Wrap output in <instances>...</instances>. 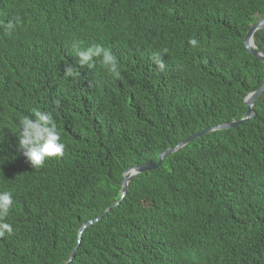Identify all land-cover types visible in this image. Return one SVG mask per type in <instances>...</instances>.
Listing matches in <instances>:
<instances>
[{"label":"trees","instance_id":"16d2710c","mask_svg":"<svg viewBox=\"0 0 264 264\" xmlns=\"http://www.w3.org/2000/svg\"><path fill=\"white\" fill-rule=\"evenodd\" d=\"M125 3L0 0V191L14 201L0 264H264V91L253 119L211 130L132 178L78 244L82 225L120 201L128 169L241 120L244 98L264 83V63L244 44L264 0L153 1L139 28L123 33ZM15 16L22 24L6 33ZM63 19L75 32L70 54ZM253 38L264 54V29ZM93 44L112 51L119 78L98 58L78 64L76 47ZM69 65L78 76H66ZM71 105L88 111L68 118ZM33 108L52 112L78 151L57 160L56 181L18 147L16 124Z\"/></svg>","mask_w":264,"mask_h":264},{"label":"clouds","instance_id":"9594fccd","mask_svg":"<svg viewBox=\"0 0 264 264\" xmlns=\"http://www.w3.org/2000/svg\"><path fill=\"white\" fill-rule=\"evenodd\" d=\"M125 1L126 3L123 5V7L125 10H127V13L125 12L124 9L120 10L121 18L125 22H127L126 27L120 29L123 33L126 32L127 30L133 31V30L138 29L140 24L142 23V17L150 10V7L153 5V1L160 3V0H125ZM106 16L110 19V18H113L115 15H113L112 13L106 10ZM22 22L23 21L20 16L13 17L7 22V24L3 25L5 32L9 34L14 32L17 29V27H19L22 24ZM60 26L63 29V32L61 33L62 35L61 40L63 42L68 43L67 52L70 54V47H71L72 42L75 39V32L73 29L69 27L67 20L62 21L60 23ZM97 27L102 28L103 26H97ZM190 43L195 44L196 41L192 40L190 41ZM59 48L62 51L63 47L59 45ZM75 55L78 58V64L81 67L83 66H88L89 68L94 67L96 58H98L100 60V63L103 65V67L107 70L108 73H110L116 78H119L120 76V71L118 68V61L115 55L112 53L110 49H107L100 44H93L83 49H81L80 47H76ZM152 60H153V63L156 64L159 71H163L165 69V63L160 54H153ZM65 74L68 77H72L74 75L78 76L79 72L75 71L73 67L69 65L65 68ZM263 85L264 83L261 85V87ZM258 90L250 92L248 95H251L252 93H256ZM248 95L244 98V102H245V99L248 97ZM71 107L73 108V111L67 116L68 118H73L75 116L81 115L88 111L86 110V108H83L81 106L71 105ZM94 129L95 128L92 125L88 124L86 127L83 128L82 133L88 136V133H90ZM14 134L16 135L18 139V147L22 151V154L26 159V160H23V162H28L33 169H39V168L45 167L54 181L58 179L57 160H59L65 155L66 148H68L69 150L73 152H76V153L78 152L75 150L74 146L72 145L70 136L65 138L66 140V143H65L62 137V133L59 131L57 123L53 118L52 112L47 111V110H42L40 108H33L29 114L27 113L23 115V117L16 124ZM178 145H176L175 147H177ZM175 147L168 148L165 151L169 149H174ZM184 147L179 148L177 151H179L180 149ZM164 152L160 153L159 156L163 154ZM133 168L134 167L128 169L127 171ZM129 174L127 175V177L129 176ZM123 178H124V175H123ZM13 203L14 201H13L11 192L0 191V237H4L6 233L11 235L14 231L12 225L10 223L5 222L6 218L10 214ZM205 240L206 239H201L200 243L203 245ZM200 252H202V248H200Z\"/></svg>","mask_w":264,"mask_h":264},{"label":"water","instance_id":"95a60500","mask_svg":"<svg viewBox=\"0 0 264 264\" xmlns=\"http://www.w3.org/2000/svg\"><path fill=\"white\" fill-rule=\"evenodd\" d=\"M262 28H264V18L261 19L259 22H257L255 25H253L249 29L248 33L246 34V36L244 38V44H245L246 52L248 54L251 53L253 56H255L256 58L261 59L264 62V55L262 53H260V52H257L258 50H257V47L255 46L254 40H253L254 33L257 30L262 29ZM263 89H264V85L256 93H252L251 95H248V97L245 99V104L247 106V111H246L244 117L241 120L235 121V122H232V123H229V124H224V125L218 126L216 128L207 130V131H205L203 133H200V134H197L195 136H192V137L188 138L187 140H185L184 142L180 143L174 149H169V150L165 151L163 154H161L159 156V158H158L157 164H155V165H139V166H136L133 169L127 171L126 173H124V181L122 182V189H121V198H120V201L118 203L114 204L112 207H110L103 215H101L97 219H94L92 221L87 222L86 224H84L81 227V229H80V231L78 233V244L80 243V240H81V236H82L83 231L87 227H89V226H91V225L99 222L103 218V216L107 212H109V210L111 208L116 207L124 199V197H125V195L127 193V190H128V183L130 182V180L134 176H136V175H138L140 173H143L145 171H151V170H154V169L158 168L160 166L161 162L163 161V159L166 158L169 154L176 152L179 148L186 146L191 141H193V140L197 139L198 137H200V136L208 133L211 130H214V131H217L218 130V131H220V130L231 129V128H234L237 125L243 124V123H245V122L253 119L255 117V112L253 110V105H254V102H255L256 98L263 91ZM128 174H129V176L127 177ZM74 253H75V250L71 254L68 263L72 260V258L74 256Z\"/></svg>","mask_w":264,"mask_h":264},{"label":"bare ground","instance_id":"6f19581e","mask_svg":"<svg viewBox=\"0 0 264 264\" xmlns=\"http://www.w3.org/2000/svg\"><path fill=\"white\" fill-rule=\"evenodd\" d=\"M263 18H264V17H263ZM263 18H261V19H263ZM261 19H260V20H261ZM260 20H259V21H260ZM259 21H257V22H259ZM257 22H256V23H257ZM256 23H255V24H256ZM255 24H254V25H255ZM262 29H264V28H262Z\"/></svg>","mask_w":264,"mask_h":264}]
</instances>
